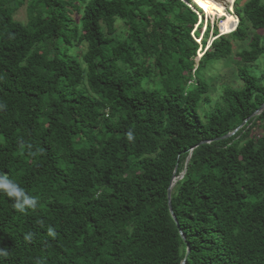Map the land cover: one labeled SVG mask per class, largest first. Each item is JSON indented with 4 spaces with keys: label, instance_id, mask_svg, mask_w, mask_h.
Segmentation results:
<instances>
[{
    "label": "trees",
    "instance_id": "16d2710c",
    "mask_svg": "<svg viewBox=\"0 0 264 264\" xmlns=\"http://www.w3.org/2000/svg\"><path fill=\"white\" fill-rule=\"evenodd\" d=\"M233 7L209 40L196 0H0V174L38 201L0 191V264H264V111L222 139L264 104V0Z\"/></svg>",
    "mask_w": 264,
    "mask_h": 264
},
{
    "label": "rangeland",
    "instance_id": "374dc122",
    "mask_svg": "<svg viewBox=\"0 0 264 264\" xmlns=\"http://www.w3.org/2000/svg\"><path fill=\"white\" fill-rule=\"evenodd\" d=\"M26 1H28V0H26ZM216 1L219 4H222V5L224 4L223 6H224V8L226 10V13L233 14L232 13L233 10L231 12L228 9L229 4H228L227 0H216ZM201 17H202V26H201V31H200V37H202V34L205 31L206 25L209 24L210 25V34H209V38L208 39L210 40L211 39V35H212V31H213V29H212L213 26L216 25V27H217V29L219 31L220 30L219 26H220V23H221L222 19H220L218 17L214 18L213 16H208L202 10H201L200 17H199L200 18L199 19V23H201ZM15 19L17 21L21 22V23H26L27 22V20H28L27 5H24L21 8H19V10L15 13ZM117 26H119V28H121V23L118 22ZM236 27H237V24H236L234 30L236 29ZM219 33H220V31H219ZM262 39H263L262 41L264 42V36H262ZM199 51H198V55H197V61L202 56V53L199 52ZM258 66H259L260 70H264V60H261L258 63ZM235 70H236V62H234V60H232V59L223 61L216 67V72L215 73H217V75L220 76L221 78L219 80L215 81L216 85L214 87V90L211 92V96L213 98L212 99L213 100L212 105L217 101L218 97L220 96V93H221L220 85H221L222 81L223 80L232 81L234 79V75L233 74H234ZM208 109H209V106H204L203 108H201V114H203V112L207 111Z\"/></svg>",
    "mask_w": 264,
    "mask_h": 264
},
{
    "label": "clouds",
    "instance_id": "9594fccd",
    "mask_svg": "<svg viewBox=\"0 0 264 264\" xmlns=\"http://www.w3.org/2000/svg\"><path fill=\"white\" fill-rule=\"evenodd\" d=\"M238 24V23H237ZM233 32V31H232ZM6 105L3 103H0V109L5 108ZM128 139L132 140L133 136L132 133H128ZM0 191H2L4 194H6L10 198H14L15 203L14 207L19 212H25L28 209H35L38 205V201L34 196L26 194L25 190L20 187L15 181L9 179L6 175L0 174ZM48 235L49 236H55V230L49 226L48 227ZM33 237V233H28L26 235L27 240H31ZM7 252L4 249H0V256H6Z\"/></svg>",
    "mask_w": 264,
    "mask_h": 264
},
{
    "label": "bare ground",
    "instance_id": "6f19581e",
    "mask_svg": "<svg viewBox=\"0 0 264 264\" xmlns=\"http://www.w3.org/2000/svg\"><path fill=\"white\" fill-rule=\"evenodd\" d=\"M196 1L198 2V5L204 8L203 10L206 9L208 11L210 16L212 15L215 18L218 17L222 19L219 26L221 35H227L234 30L236 24L238 23V20L233 14L226 13V10L223 6L224 4L223 5L219 4L217 3L216 0H196ZM227 1L229 4L228 9L229 11L232 12L234 8L233 5L235 0H227Z\"/></svg>",
    "mask_w": 264,
    "mask_h": 264
},
{
    "label": "water",
    "instance_id": "95a60500",
    "mask_svg": "<svg viewBox=\"0 0 264 264\" xmlns=\"http://www.w3.org/2000/svg\"><path fill=\"white\" fill-rule=\"evenodd\" d=\"M193 1V0H192ZM220 31V30H219ZM221 33V32H220ZM264 111V104L257 110L255 111L252 116L247 119L241 126H239L238 128H236L233 132L227 134L225 137H223L222 139H227V138H230L232 136H234L241 128H243L245 126V124L253 117H257L259 116L262 112ZM211 141H203L201 143H199L197 146H195L194 148H192L190 150V154H189V157L186 161V165H185V169L184 171L180 174V176L178 177H175L173 176L172 179H171V182H170V186L168 188V191H167V200H168V208H169V212L171 214V216L175 219V215H174V212L172 210V205H171V197H172V191H173V188L175 186V184L177 183V181L181 180L186 172V169H187V164L191 158V154L193 153L194 149L201 146V145H204V144H208L210 143Z\"/></svg>",
    "mask_w": 264,
    "mask_h": 264
}]
</instances>
